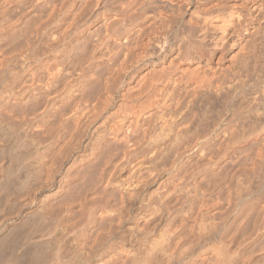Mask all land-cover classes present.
<instances>
[{
  "label": "clouds",
  "instance_id": "obj_1",
  "mask_svg": "<svg viewBox=\"0 0 264 264\" xmlns=\"http://www.w3.org/2000/svg\"><path fill=\"white\" fill-rule=\"evenodd\" d=\"M61 6L31 0V22L0 27V264H264V239L242 251L264 232V0H94L96 19L118 47L138 45L139 59L63 163L70 109L49 103L61 89L37 54L55 27L42 21ZM105 76L88 77L95 83L75 98L96 102ZM145 77L159 87L132 103V81ZM212 136L195 161L202 174L185 172L174 200L154 199L166 184L145 192L133 179L143 166L171 180L185 141Z\"/></svg>",
  "mask_w": 264,
  "mask_h": 264
},
{
  "label": "bare ground",
  "instance_id": "obj_2",
  "mask_svg": "<svg viewBox=\"0 0 264 264\" xmlns=\"http://www.w3.org/2000/svg\"><path fill=\"white\" fill-rule=\"evenodd\" d=\"M22 0L19 2V0H8V5H10V7H4V6H0V27H5V24L3 23V21L6 19L7 20V25L6 27L8 28L9 31L15 30L17 28H19L20 26V18H21V12L18 13L20 14V17L17 15V6L18 4L21 5L19 6L20 8L22 7ZM27 2H25L26 4ZM86 3V2H85ZM90 3V7L92 6V4L94 3V0H89ZM29 4V3H28ZM26 4V5H28ZM88 4V3H87ZM28 7V6H27ZM82 8V7H81ZM25 9V8H24ZM29 10V9H28ZM53 10V9H52ZM25 11H27V8L25 9ZM101 9H96L95 13L97 14L98 12H100ZM257 11H259V9H257ZM53 12V11H52ZM91 12V11H90ZM31 12H29L30 14ZM96 14L95 17L93 18V24H95V30H94V36L97 44L94 43V45L96 46H100L103 52L106 51L107 54L106 57L103 59L104 60H108V62H104V63H109L108 67H107V71H106V76L104 79V83H103V89H102V95H100L97 99L96 102H94L93 104H81L80 102H72L73 106L70 107V112L69 114H67L68 118H66L68 121L73 123V126L75 124V128L77 127L79 130L83 129L85 127V130L89 129V126H94V122L95 123H99L100 119L103 118V115H106L109 111L112 110V106H113V100H114V94H113V88L114 86L123 83L125 85V87H127L128 81L125 79L127 76L130 75V68L132 66V60L134 57H136V53L139 51V46H128L126 48H121L118 47L117 45V41L113 40L111 38V32H110V28L108 26L103 25V20H97L96 19ZM24 15V14H23ZM22 15V16H23ZM51 15H54V13H51ZM75 15V14H74ZM18 16V17H17ZM26 17V16H25ZM31 17V16H30ZM74 17V16H73ZM23 18V17H22ZM27 18V17H26ZM52 18V17H51ZM77 18V17H76ZM24 19V18H23ZM22 19V20H23ZM57 18H53V20H56ZM78 19V18H77ZM49 22L52 20H50L49 17ZM47 20V21H48ZM79 20V19H78ZM60 21V20H59ZM57 22V20H56ZM70 22V21H69ZM68 22V23H69ZM71 25L70 26H78V21L75 20V18H73L71 20ZM89 23V22H88ZM42 24L46 25L48 24V22H46V20L42 21ZM56 26L58 25V22L55 23ZM62 23H59V26L61 27ZM90 24V25H93ZM69 25V24H68ZM58 27V26H57ZM55 28V27H54ZM59 28V27H58ZM63 28V27H62ZM41 29V25L37 26V32H40ZM77 29V28H76ZM81 29V28H80ZM59 30V29H58ZM64 30H67L64 28ZM81 31V30H79ZM84 31V30H83ZM78 32V31H77ZM82 32V31H81ZM93 32V31H92ZM49 33V32H48ZM48 33H44L43 36L41 37L42 43L41 46L42 48H44V44L46 41V35H48ZM60 34V33H59ZM91 34V33H90ZM75 35V34H74ZM93 36V38H94ZM92 38V37H91ZM62 43V38L60 36H57L55 38L54 44L50 45V46H46L45 48H47L46 52L42 51L43 49L39 48L37 49V54L38 55H47L50 53H54V52H58L60 49L59 54L62 52L61 48H60V44ZM120 43H124V42H120ZM94 46V47H95ZM98 46V47H99ZM96 47V49L98 48ZM99 47V48H100ZM65 48V47H64ZM93 49V48H92ZM45 50V49H44ZM65 50V49H64ZM91 50V49H90ZM77 51V50H76ZM96 51V50H95ZM98 51V49H97ZM96 51V52H97ZM79 52V51H77ZM99 52V51H98ZM100 52V53H103ZM63 53V52H62ZM80 53V52H79ZM94 53V52H93ZM99 53V55H100ZM104 54V53H103ZM55 55V53H54ZM83 55V54H82ZM102 55V54H101ZM104 55V56H105ZM68 56V55H66ZM103 56V55H102ZM45 57V56H44ZM46 58V57H45ZM66 58V57H64ZM91 58V57H90ZM89 58V59H90ZM100 59L101 56H97L96 54L92 55V59ZM137 60L139 59V57H136ZM47 59V58H46ZM93 59V60H94ZM102 59V58H101ZM45 60V59H44ZM44 60L42 61L43 65H44V69H45V73H47L48 77H52L51 79H53V74L54 72L57 73V71H55L53 68L48 67L45 68V62ZM91 61V60H90ZM88 61V62H90ZM102 61V63H103ZM65 63V62H64ZM94 63V62H93ZM55 64V63H54ZM53 64V65H54ZM81 64V62H80ZM84 64V63H83ZM101 64V63H100ZM104 65V64H103ZM102 65V66H103ZM105 66V65H104ZM71 67V66H70ZM85 67V66H84ZM91 67V66H90ZM75 68V67H74ZM96 68V67H95ZM60 68H57V70ZM89 69V68H88ZM97 69V68H96ZM101 69V68H100ZM35 70V69H34ZM52 70H54V72H52ZM95 70V69H94ZM98 70V69H97ZM59 71V70H58ZM82 71V70H81ZM88 71V70H86ZM60 72V71H59ZM58 72V75L60 74ZM80 72V70L78 71ZM62 73V72H61ZM67 73V72H66ZM83 73V71H82ZM81 73V75H82ZM87 73V72H86ZM90 73V72H89ZM93 73V72H92ZM52 75V76H51ZM57 75V76H58ZM76 75V74H75ZM80 74H78L79 76ZM80 75V77H81ZM89 75V74H88ZM86 76V75H85ZM88 78V76H86ZM90 77V76H89ZM57 78V77H56ZM56 78H54L53 80H55ZM70 78V77H69ZM75 78V77H74ZM58 79V78H57ZM63 79V78H62ZM78 79L77 77L75 78V80ZM138 79V77H137ZM61 80V79H60ZM49 81V80H48ZM58 81V80H56ZM73 81V78H72ZM74 82V81H73ZM70 83V82H68ZM132 83L135 85V87L132 89V97H134L135 99H133L131 102L135 103L136 100H139L141 98H143L145 95H150L153 91H155L158 87V80L157 78L153 77V78H148L145 77L143 80H141L138 84L136 83V80H133ZM51 84V83H50ZM74 85V84H73ZM64 86V85H63ZM181 85L179 82H177L176 87L179 88ZM69 87V86H67ZM90 87V86H89ZM61 88V87H60ZM62 89V88H61ZM66 89V88H65ZM64 90V89H63ZM59 92V91H58ZM71 92V91H70ZM63 93V92H62ZM60 94V93H59ZM56 97V96H55ZM65 98V97H64ZM55 98H51L49 99V103L54 100ZM78 100V99H77ZM59 101V100H58ZM79 101V100H78ZM55 102V100L53 101ZM57 103V102H56ZM60 103V102H59ZM52 104V103H51ZM62 104V103H61ZM69 105V103H68ZM66 106V105H65ZM99 118V119H98ZM161 119L163 120V117H161ZM67 121V122H68ZM109 123L111 124L112 121L110 120ZM164 123L166 124L167 121L165 120ZM67 125V123H66ZM113 127H118L119 125L117 124H113ZM69 127V126H68ZM74 128V127H73ZM76 128V129H77ZM78 131V130H77ZM80 132H84V131H80ZM132 132V128L129 127V133L131 134ZM77 133V132H76ZM79 134V133H78ZM74 136L75 138L80 136L78 135ZM76 135V134H75ZM218 135V133H217ZM216 136H212L207 140H199V141H194V138H189L187 141H185V144L187 145L186 148H184L181 153V159L179 160L178 166L176 168V173L175 175L172 177L171 180L168 179L167 175H160L159 179H157L156 174H153L150 178L148 176V169L144 168L143 166L137 167L132 171V177L133 179H136L138 181H142V187L145 189H148L146 191L150 192L153 189H155L157 186L163 184H166V186L161 187L160 191L155 193L154 199L155 198H162L164 196H168L169 200H174V190L178 189L181 184L184 182V173L188 172L186 171L185 168H189V162L190 160L187 161L185 160L187 157L191 156L192 154L194 155L193 157H195V159H197V156L199 155V153L204 150L206 148V146L210 143H212L213 141H215ZM74 140V138H73ZM69 141V140H68ZM75 141V140H74ZM73 141V143H74ZM72 143V142H71ZM74 145V144H73ZM70 146V145H69ZM73 147V146H72ZM68 149L70 147H67ZM68 152V151H67ZM191 154V155H187V154ZM64 155V154H63ZM186 157V158H185ZM192 157V158H193ZM66 158V157H65ZM190 159V157H189ZM201 160H203V157H200ZM192 161L195 163L196 160H194V158L192 159ZM171 162V156H165L160 164L162 166H168ZM190 162V163H193ZM193 163V165H194ZM189 164V165H188ZM193 165L191 164L190 166L193 167ZM196 165V166H195ZM194 165V167H196V170H194L193 167V171L192 167H190L189 169H191L189 175L191 176H196L198 174H202V170L200 168V165L198 163H196ZM121 167V165L119 163H117L115 165L116 169H119ZM125 175L128 174V171L125 170ZM116 175V172L113 171L112 174L109 176V182L111 181V179ZM155 180V183H152V181ZM222 203H217L214 205L215 210L220 213L223 212V207L222 205H220ZM220 205V206H219ZM227 207V205H224ZM223 207V208H221ZM207 210V209H204ZM254 216V214H253ZM252 216V219H253ZM255 218V217H254ZM234 221L236 223H239V220L241 219V217L237 216L233 218ZM252 221L250 218L248 220H245L244 223L242 224V226L240 227V230L237 234V236L235 237L234 240V244L238 243L240 241V238L242 235H245L246 233L250 232V230L252 229L251 227V222ZM250 226V227H249ZM252 231V230H251ZM255 233L252 234L251 237L248 238V240L245 242V247L242 249V251H247L248 248L253 247L258 241H260L261 239H264V232H260L259 235H255ZM253 237H255V241L253 239ZM257 258V257H256ZM258 259V258H257Z\"/></svg>",
  "mask_w": 264,
  "mask_h": 264
},
{
  "label": "rangeland",
  "instance_id": "obj_3",
  "mask_svg": "<svg viewBox=\"0 0 264 264\" xmlns=\"http://www.w3.org/2000/svg\"><path fill=\"white\" fill-rule=\"evenodd\" d=\"M21 0H19V2H20ZM25 2H27L26 4H30L31 3V0H22V7L20 8L19 6H21V5H19L18 4V6H17V10H16V12L18 11L19 13L21 12L22 14H21V18H20V25L22 24V23H24L25 21H29V22H31V20H30V18H33L34 17V14L36 13V12H38V9H36V8H32L31 10H28L29 8L27 7L28 5H26L25 4ZM61 2H62V6L60 7V8H57V7H53L52 9H51V11H50V13H49V16H48V18H47V20L49 19V17H50V20L52 19L53 20V18H57L56 20H57V22H58V27L56 26V24H55V28H52V29H50L49 30V33H48V35H46V41H45V44H44V48H42V47H40V49L42 48L43 50L42 51H45L46 52V50H47V48H45L46 46L48 47V46H50V45H53L54 44V41H55V39H51V36L52 35H54L55 36V38L57 37V36H60L61 38H62V43L60 44V48H61V51L63 52H61L60 54H59V52H60V49H59V51L58 52H54L55 53V55H54V53H50V54H47V55H44L45 57H44V62H45V68H48V67H51V68H53L55 71H57V73L56 72H54V70H52V72H54V74H53V79L54 78H56L55 80H53V79H51L52 77H48V75H47V73H46V76H47V79L49 80L48 82L49 83H55L56 85H57V88L58 89H61V91H59V92H57L56 94H54V95H52V96H50L49 97V99H51V98H55L54 100H55V102H53L54 100H52L51 102H50V104L51 103H55L57 106H59V105H66V107H68L69 109H70V107L71 106H73L72 104V102H79L78 100H77V98H75V93L76 92H79V91H82L83 90V88L84 87H89V86H91L92 84H94L95 83V81L94 80H89L86 76H95L97 73H98V71H107V67H108V64L109 63H104V62H108V60H104L103 61V59L106 57V55L105 54H107L106 53V51L105 52H103L102 50H100L101 49V47L99 48L97 45L95 46L94 45V43L96 42V40H94L95 39V36H94V30H95V27L96 26H94L95 24H93L92 22H93V18L95 17V12H93V11H91V7H90V3H89V0H61ZM86 2V3H85ZM88 3V4H87ZM82 7V8H81ZM27 8V11H25V9ZM53 11V12H52ZM91 11V12H90ZM17 12V15L20 17V14ZM29 12H31L30 14H29ZM51 13H54V15H51ZM57 13H59V15H57ZM24 14V15H23ZM75 14V15H74ZM23 15V16H22ZM17 16V17H18ZM27 18H26V17ZM31 16V17H30ZM74 16V17H73ZM24 19H23V18ZM52 17V18H51ZM79 19H77V18ZM73 18H75V20L76 21H78V26L77 27H75V26H70L71 25V20L73 19ZM23 19V20H22ZM46 20V22H48L49 23V20L47 21ZM51 20V21H52ZM56 20H55V23H57L56 22ZM60 20V21H59ZM50 21V22H51ZM70 21V22H69ZM69 22V23H68ZM89 22V23H88ZM59 23H62V24H60L61 25V27L59 26ZM69 24V25H68ZM90 24H93V25H90ZM38 26V25H37ZM20 27V26H19ZM63 27V28H62ZM64 28L65 29H67V30H64ZM77 28V29H76ZM81 28V29H80ZM59 29V30H58ZM94 29V30H93ZM79 30H81V31H79ZM84 30V31H83ZM78 31V32H77ZM93 31V32H92ZM60 33V34H59ZM91 33V34H90ZM75 34V35H74ZM93 36H94V38H93ZM92 37V38H91ZM95 44H97V42L95 43ZM95 46V47H94ZM65 47V48H64ZM96 47H98L97 49H98V51H97V49H96ZM93 48V49H92ZM39 49V50H40ZM45 49V50H44ZM65 49V50H64ZM91 49V50H90ZM79 51V52H77V51ZM97 52H96V51ZM41 51V50H40ZM41 51V52H42ZM94 52V53H93ZM100 52H103V53H100ZM99 53H100V55H99ZM83 54V55H82ZM97 55V56H101V58L98 60V59H92V55H93V57H94V55ZM103 56H102V55ZM66 55H68V56H66ZM105 55V56H104ZM64 57H66V58H64ZM91 57V58H90ZM104 57V58H103ZM90 58V59H89ZM91 60V61H90ZM88 61H90V62H88ZM102 61H103V63H102ZM65 62V63H64ZM80 62H81V64H80ZM94 62V63H93ZM55 63V64H54ZM84 63V64H83ZM101 63V64H100ZM54 64V65H53ZM105 66H104V65ZM103 65V66H102ZM106 65H107V67H106ZM71 66V67H70ZM85 66V67H84ZM91 66V67H90ZM75 67V68H74ZM98 69H96V68ZM57 68H60V69H58L57 70ZM89 68V69H88ZM101 68V69H100ZM95 69V70H94ZM80 70V72H78ZM83 71V73H82V71ZM86 70H88V71H86ZM58 72L60 73L59 75H58ZM62 72V73H61ZM67 72V73H66ZM87 72V73H86ZM90 72V73H89ZM93 72V73H92ZM81 73H82V75H81ZM76 74V75H75ZM78 74H80L81 75V77H80V75L78 76ZM89 74V75H88ZM58 75V76H57ZM86 75V76H85ZM52 76V75H51ZM70 77V78H69ZM77 77L78 79H76L75 80V78ZM63 78V79H62ZM72 78H73V81H72ZM61 79V80H60ZM56 80H58V81H56ZM68 82H70V83H68ZM74 84V85H73ZM64 85V86H63ZM67 86H69V87H67ZM61 87V88H60ZM66 88V89H65ZM64 89V90H63ZM71 91V92H70ZM63 92V93H62ZM60 93V94H59ZM103 93V92H102ZM56 96V97H55ZM65 97V98H64ZM59 100V101H58ZM74 100V101H73ZM57 102V103H56ZM60 102V103H59ZM62 103V104H61ZM68 103H69V105H68ZM70 112V111H69ZM69 114V113H68ZM68 115H66V117H65V123L63 124V127H74L73 128V134H72V137L69 139V141L67 142V145H66V152L68 151V155H67V157H66V153L65 152H61V154H60V156L58 157V161L59 162H61V163H63V162H65V160L67 159V158H70V150L73 148L72 146H73V141L74 140H76V138L74 137V136H77V134L78 135H80L81 136V133L82 132H80V131H86L85 130V127L83 128V129H78L77 127V129L75 128V124H74V126H73V123L72 122H70V121H68L66 118H68L67 117ZM68 121V122H67ZM66 123H67V125H66ZM78 130V131H77ZM77 132V133H76ZM76 134V135H75ZM79 137V136H78ZM73 138H74V140H73ZM72 142V143H71ZM70 145V146H69ZM67 147H70L69 149L67 148ZM64 154V155H63ZM188 156L189 155H191V154H187ZM194 155L192 154L191 156H189L190 157V159H189V157H185L186 159V161H187V159H188V161L190 160V162H193L192 161V159L194 158V160H196L195 159V157H193ZM66 157V158H65ZM193 157V158H192ZM189 162V164L191 165H193V163H190ZM188 164V165H189ZM196 163H194V165H195ZM189 165V168L190 167H192V166H190ZM194 165H193V167H194ZM196 166V165H195ZM56 167H57V164L56 163H54L53 164V171H55V169H56ZM193 167H192V170L191 169H189L188 168V170H187V168H185L186 169V171H188L187 173L189 174L191 171H193ZM191 170V171H190ZM194 170H196V167H194ZM146 190H148V189H145V192H148V191H146ZM220 205H222V204H220ZM219 205V206H220ZM223 207H226V206H224V204L222 205ZM223 207H221V208H223ZM224 209V208H223ZM254 214V216H253V219H254V217H255V213H253ZM250 219L251 220H253L252 219V217H250ZM251 222V224H252V221H250ZM251 226H253V225H251ZM250 227V226H249ZM252 228V227H251ZM252 230V229H251ZM251 230H250V232H251ZM256 235V234H255ZM254 235V236H255ZM253 239H254V241H255V237H253ZM258 259H259V257H257ZM256 257H255V259H257Z\"/></svg>",
  "mask_w": 264,
  "mask_h": 264
}]
</instances>
